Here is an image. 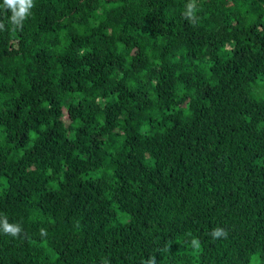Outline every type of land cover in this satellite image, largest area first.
<instances>
[{
  "label": "trees",
  "instance_id": "trees-1",
  "mask_svg": "<svg viewBox=\"0 0 264 264\" xmlns=\"http://www.w3.org/2000/svg\"><path fill=\"white\" fill-rule=\"evenodd\" d=\"M188 3L0 0V264H264V0Z\"/></svg>",
  "mask_w": 264,
  "mask_h": 264
},
{
  "label": "clouds",
  "instance_id": "clouds-1",
  "mask_svg": "<svg viewBox=\"0 0 264 264\" xmlns=\"http://www.w3.org/2000/svg\"><path fill=\"white\" fill-rule=\"evenodd\" d=\"M3 7L7 10H10V23L16 29H22L24 21L31 15V9L35 7L34 0H3ZM196 5L195 0H190V3L186 5V11L183 12V17L186 20H189L191 23H196L197 17L195 15ZM5 25L3 22H0V30H3ZM3 232L9 234L13 237L18 236L22 229L18 224H10L7 222V218L2 225ZM40 234L46 235V231L44 229L40 230ZM212 237L219 238L221 236L226 237L227 232L223 229L216 228L211 233ZM148 264H155V258H150Z\"/></svg>",
  "mask_w": 264,
  "mask_h": 264
}]
</instances>
